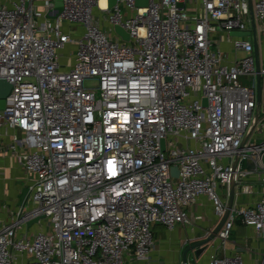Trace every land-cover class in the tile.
I'll return each mask as SVG.
<instances>
[{"label": "built area", "instance_id": "obj_1", "mask_svg": "<svg viewBox=\"0 0 264 264\" xmlns=\"http://www.w3.org/2000/svg\"><path fill=\"white\" fill-rule=\"evenodd\" d=\"M251 1L255 22L263 21L264 0ZM113 6L104 26L94 13L109 12L108 0L105 8L99 0H62L54 18L46 16L55 13L53 0L0 3V78L11 85L0 139L28 188L16 208L1 207L0 264L146 259L152 225L189 224L185 208L200 196L220 219L231 180L240 193L252 191L243 181L248 175H259L264 186V138L253 137L264 129L260 112L254 123L253 41L233 37L245 55L230 64L211 50V33L251 31L249 0ZM258 73L264 89V65ZM246 161L254 167L243 168ZM237 218L264 241V191L251 206L233 204L218 247ZM208 264L244 262L212 252Z\"/></svg>", "mask_w": 264, "mask_h": 264}, {"label": "crops", "instance_id": "obj_2", "mask_svg": "<svg viewBox=\"0 0 264 264\" xmlns=\"http://www.w3.org/2000/svg\"><path fill=\"white\" fill-rule=\"evenodd\" d=\"M4 1L7 0H0V3ZM255 23V37L258 43L257 57L260 65H264V20ZM210 36L213 45L212 51H220L226 63L230 64L233 59L237 60L245 55L244 51L235 50L231 44L233 37L238 36L234 31L218 30L216 33H211ZM243 37H249L253 41L252 34ZM238 52H241L243 55L239 56ZM247 81V79L241 78V82L246 84ZM260 114L264 115V89ZM253 133V137L257 139L264 138V129ZM5 144L6 141L1 138L0 159H3V168L7 170L8 166H12V172L16 170L25 174L14 155L4 149ZM248 163L249 165H251L250 163L253 164L252 161H246L242 164V167L245 169L250 168ZM15 179V175L12 173L8 176V179H0V218H5L7 214V211L1 209L3 205H6L8 209H14L20 202L21 195H16L17 191L14 187ZM243 181L251 185L252 191L250 193H240L237 190L234 203L239 206H251L264 191L263 182L260 180L259 175H248ZM25 183L26 180L24 188L26 187ZM221 193L225 197L224 188L221 190ZM185 211L191 219L189 224H178L172 230H168L160 224L152 225V241L156 234V242L155 245H152L148 257L146 259H135L132 256L125 255L123 264H181L182 250L188 244L197 242L205 234L207 235L211 232L219 221L213 212L211 202L205 196L198 197L193 204L185 208ZM218 244L219 242L216 239L214 245L199 257H195L193 252L188 253V260L193 262L192 264H208L209 255L214 252L216 255H240L244 264H264V241L262 237L258 236L252 227L243 225L238 218L234 222L230 236L224 247H218Z\"/></svg>", "mask_w": 264, "mask_h": 264}, {"label": "water", "instance_id": "obj_3", "mask_svg": "<svg viewBox=\"0 0 264 264\" xmlns=\"http://www.w3.org/2000/svg\"><path fill=\"white\" fill-rule=\"evenodd\" d=\"M116 1L117 0H108V6L112 7L113 5L116 4ZM53 2H54L55 13L54 14H47L46 16L49 18H54L62 10V0H53ZM135 4L137 6H146L147 0H135ZM177 6L182 7L183 4L177 3ZM249 14H250L251 31L236 32V34H238L239 36H248V35L252 34V37H253L255 66H256V71H257L256 83H255V96H256L257 109L259 108L257 114L255 115V120H254V123L256 124L259 120L258 115H259L260 106L262 103L263 86L261 83L260 74L258 73L259 68H260V62H259V59L257 57V55H258V43H257L256 37H255L256 23H255V19H254L253 10H252V1L251 0H249ZM114 30L122 37L123 40L127 41L129 39L128 33L120 25H114ZM10 87H11L10 83H8L4 78H0V109H2L4 107V98L9 93ZM205 102H206V100L203 99V103H205ZM164 148H165L164 139H161L160 140V150L163 151ZM250 164L251 165H249V163H248L249 167L253 168L254 165L252 163H250ZM171 174L175 177L178 175V169L175 165H173L171 167ZM27 191H28L27 187L23 188V190L21 192L20 202H19L20 204L24 201V199L27 195ZM235 194H236V184L233 180H231L230 184H229V189H228L227 208H226L224 215L219 219L218 223L211 230V232H209L207 235L203 236L197 242H195L193 244H188L182 250L181 264H187L188 253L193 252L195 257H199L202 253H204L205 251H208L212 247V245H214L216 238H217V233L220 230V228L222 227L224 221L226 220V218L230 212V209L232 208V206L234 204ZM34 221H36V219L28 222L27 225H30Z\"/></svg>", "mask_w": 264, "mask_h": 264}, {"label": "rangeland", "instance_id": "obj_4", "mask_svg": "<svg viewBox=\"0 0 264 264\" xmlns=\"http://www.w3.org/2000/svg\"><path fill=\"white\" fill-rule=\"evenodd\" d=\"M117 6H118V8H119V12H120V14L121 15H123V16H126V14H127V11H126V7H125V5H124V3H122L121 1H118L117 2ZM109 13H116V10H115V8H114V6H112L111 8H110V10H109V12H105V13H99V12H97V11H95V13H94V15H95V17L96 18H98L99 19V21L101 22V24L102 25H104V26H108V22H107V16L109 15ZM94 17V18H95ZM73 35L75 36V37H79L80 36V32L79 31H76V32H74L73 33ZM112 39L114 40V41H119L120 39L114 34V37H112ZM213 49V45H211V50ZM238 55L239 56H242L243 54L241 53V52H238ZM63 60L64 61H68V58L67 57H64L63 58ZM94 80H86L85 82H84V84L85 85H91V84H94ZM2 161H3V159H0V179H3V178H7L8 179V176H10V174L12 173L13 175H15V180H14V187H15V189H16V191H17V196L20 194L21 195V192H22V190H23V188H24V182H25V177H24V175L25 174H23L22 172H18V171H14V172H12V166H8V169L7 170H5L4 168H3V163H2ZM24 178V179H23ZM14 179V178H13ZM23 179V180H22ZM223 188L222 187H219V191H221ZM41 224H43V225H46L47 224V221L46 220H42L41 221ZM155 242H156V234L154 235V237H153V241H152V244H154L155 245Z\"/></svg>", "mask_w": 264, "mask_h": 264}, {"label": "bare ground", "instance_id": "obj_5", "mask_svg": "<svg viewBox=\"0 0 264 264\" xmlns=\"http://www.w3.org/2000/svg\"><path fill=\"white\" fill-rule=\"evenodd\" d=\"M99 5H100L102 8H105V6H106V0H99Z\"/></svg>", "mask_w": 264, "mask_h": 264}]
</instances>
